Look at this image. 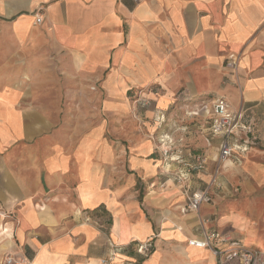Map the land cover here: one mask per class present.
Masks as SVG:
<instances>
[{
  "label": "crops",
  "instance_id": "obj_1",
  "mask_svg": "<svg viewBox=\"0 0 264 264\" xmlns=\"http://www.w3.org/2000/svg\"><path fill=\"white\" fill-rule=\"evenodd\" d=\"M0 30L17 48L11 56L26 64L19 71L6 69L0 79V92H11L9 106L19 125L16 130L0 115L5 123H0V264L7 256L9 264H207L214 261L210 251L187 243L204 229L264 249V237L255 229L254 212L260 209L253 202L251 217L229 202V211L218 218L241 236L202 223L215 207L212 199L198 211L182 213L184 191L167 178L160 146L148 138L157 136L162 110L174 99L223 97L243 111L252 129L234 149L239 164L227 159L224 166L247 163L249 154L264 159V0H0ZM230 55L238 57L234 68L225 64ZM55 71L73 75L72 89L99 85L104 106L118 115L130 109L127 90L155 85L159 91L143 97L152 106L145 115L160 121L147 128L132 122L141 139L131 146L101 140L100 129L67 151L54 145L44 156L39 146L29 151L15 145L49 122L41 110L15 107L33 104L21 90L31 79L45 85L51 80L41 76ZM15 73L24 84L13 81ZM173 115L166 114L164 129L172 130ZM205 115L196 116L206 122ZM208 127L190 138L184 130L170 131L173 146L189 141L188 147L205 149ZM210 140L216 155L218 137ZM232 141L237 145L235 136ZM177 167L170 164L171 170ZM245 167L246 183L253 178L264 183V161ZM206 179L204 172H194L188 183L197 189ZM236 183L235 175L223 182ZM151 237L153 247L138 252L136 242Z\"/></svg>",
  "mask_w": 264,
  "mask_h": 264
},
{
  "label": "rangeland",
  "instance_id": "obj_2",
  "mask_svg": "<svg viewBox=\"0 0 264 264\" xmlns=\"http://www.w3.org/2000/svg\"><path fill=\"white\" fill-rule=\"evenodd\" d=\"M12 42L13 41L11 40H7L6 35H4V33L0 30V79H3V76L6 74V69L10 70L11 68H15L16 71H19L26 65L22 64V62H25V59L22 60L20 56H11V54L15 53L17 50ZM14 75L16 76L13 78L15 83H19L21 81L23 82L21 73L19 75L18 73H15ZM40 79L51 81L43 83L45 85L37 86L35 85L36 80L31 79L29 84L30 87L23 88L20 92L28 93L30 100H33V104L29 101V104L27 105L22 104L23 106H21L20 104H17L15 107H22L23 109L27 107L29 112L41 110L49 122L45 123L46 126L41 127L40 130H38L39 133L36 136H30L27 141H18L16 143L14 142V144H22L23 146H26L24 148H28L29 151H34L36 149L33 148L39 146L42 156L48 155L52 152L51 150L54 145H60L63 150L65 149V151H67L70 147L80 143L81 140L88 137L92 133L91 131L98 129L103 132L101 140L106 139L114 147L120 144L122 146H131V143L134 140L136 141L137 139H141V137L136 136L132 132L136 128L132 126V122H135L136 124L138 122H143L142 126L147 128L150 126V123L158 124L160 121L159 119H155V121L154 118L153 120L149 119L150 117L145 115L147 109L152 107L151 105L148 106L149 103H147V99H144L146 98L145 93L159 91L155 89V85H147L145 87L127 90L126 96L130 103V109L126 110L124 115H118L119 113L112 112L104 106L103 100L105 98V90L101 89L97 84H91L87 89H72L70 86L73 85V75L62 71H55L42 75ZM58 86L63 87L58 88ZM64 86L69 87L65 88ZM180 91L181 90H178L176 95H179ZM10 94L11 92L9 89H5L0 92V115L4 116L3 118L7 119L13 128L18 130L19 125L17 112L12 110L9 106L11 103L9 99ZM73 94H79L78 96H81V98L77 97V102L69 103L70 97L72 98ZM209 100L211 101V99L205 98L201 95L199 97L189 98L188 100L178 101L174 99L170 106H167L164 110H162L164 114H169L171 112L174 114V118L171 121L173 127L170 131L178 130L181 132L184 130V132H187L186 137L190 138V136H196V131L199 130V127H206L207 123L209 124L210 117L209 115H205L204 118L207 121L204 122L202 118H199L194 114L191 115L190 112L195 109L197 104L205 101V103H208ZM166 114L165 118L162 119V124L159 123L157 126V136H148L152 142H156V144L160 146V161H164L165 158L161 151L163 147H161L159 137L167 134L168 137L175 141L170 131L167 128L164 129V125L167 122ZM0 123H2L3 126L5 125L3 121ZM74 134H78V136H74ZM206 135L207 132H205V137ZM186 139L187 138H185V140ZM182 141H184V139ZM182 141H180V143ZM187 145H191L189 141H186L185 147L173 146L172 150L183 159H188L191 155L195 154H204L207 157L205 169L200 171L207 175V179L204 184H201V188H208L212 199V201L210 200V205L214 204L215 207L211 208L209 216L207 215L201 219L202 223L205 222L207 226L218 228V230L230 229L232 230L233 235L237 236L238 234L241 236L244 234L243 232L237 231L236 234L234 232L236 229H231L228 225H220L218 223V218L222 214L229 211L228 204L230 203L236 204L235 208H242L244 212L250 216L251 211L249 203L253 202L258 205L259 209L262 211V216L260 210L258 212H254L256 217V233L264 237V183L256 181L254 178L250 179L249 183H246L245 181L247 178H250L248 170H246L245 167L246 164L261 162L264 161V159H261V157L257 154H249L248 162L244 163L242 161V163L239 166L237 165L238 167L235 168L234 163L232 165L230 164L224 166V162H226L227 159L219 162L217 159V153L215 155L214 152L216 149L210 150L209 148L212 147L211 145L207 146L205 149H197L195 145V147H188ZM228 159L233 162L236 160V158L234 159L232 156ZM235 164H239L238 160H236ZM222 165L224 167H222ZM231 175H235L237 177V183L230 186L224 185L223 182L226 183L227 179H229ZM219 176L222 182H219ZM0 210H2V208H0ZM138 243L140 242H136V244ZM6 258H8V256Z\"/></svg>",
  "mask_w": 264,
  "mask_h": 264
},
{
  "label": "built area",
  "instance_id": "obj_3",
  "mask_svg": "<svg viewBox=\"0 0 264 264\" xmlns=\"http://www.w3.org/2000/svg\"><path fill=\"white\" fill-rule=\"evenodd\" d=\"M35 21H41L40 16H36ZM238 57L230 55L226 64L235 67ZM191 114H206L209 115V133L207 137V146L211 145V138L218 137L217 159L219 162L230 158L233 155L234 149L240 147L243 143L242 133L249 134L251 127L243 121V111L234 110L229 102L223 97L211 99L208 103L201 102L197 104ZM165 135V136H164ZM159 137V142L164 147L162 154L165 158L167 178H172L183 189L185 194V203L181 207V212L198 211L202 204L210 202L211 194L207 187L193 189L188 181L194 172H199L205 169L207 157L204 154H195L188 159L180 158L177 153L172 150L173 139L167 134ZM232 136L238 140L237 145L232 141ZM242 149H245L242 147ZM167 160V161H166ZM176 163L178 167L171 170L170 164ZM152 237L138 243L137 251L140 253L148 252L152 247ZM187 243L191 246L206 248L214 257V261L207 264H264V249L248 247L240 240L233 238L227 233H222L213 229H204L199 237L189 238ZM12 261L10 257L6 258V263ZM102 264H106L105 260Z\"/></svg>",
  "mask_w": 264,
  "mask_h": 264
},
{
  "label": "bare ground",
  "instance_id": "obj_4",
  "mask_svg": "<svg viewBox=\"0 0 264 264\" xmlns=\"http://www.w3.org/2000/svg\"><path fill=\"white\" fill-rule=\"evenodd\" d=\"M176 228H177V230H181L182 229V226L181 225H177ZM195 248H197V247H195ZM199 249H203V248H199Z\"/></svg>",
  "mask_w": 264,
  "mask_h": 264
}]
</instances>
